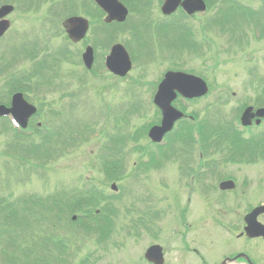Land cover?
Here are the masks:
<instances>
[{"label":"rangeland","instance_id":"rangeland-1","mask_svg":"<svg viewBox=\"0 0 264 264\" xmlns=\"http://www.w3.org/2000/svg\"><path fill=\"white\" fill-rule=\"evenodd\" d=\"M57 1L60 0L41 1L37 12L24 13L21 11L20 6H17L12 0H0V5L12 4L16 8V13L13 15L14 18L11 19L10 17L12 28L6 35L10 32L12 33L8 37L5 35L7 38L0 42V57L9 60L14 53L12 51L10 52L9 49L11 47L17 48L20 44L29 40V38L33 39L32 32L38 33L31 25L34 26L37 23L39 24L37 27H40L42 23L40 20L44 14L49 12L56 14L57 24L53 26L52 31L45 30L44 28L42 35L38 37L42 38V40L37 39L39 40L37 41V45L40 47L48 43L50 48H48L46 53L55 51L58 47L63 49L65 45L63 54L67 53L68 56L73 58V63L66 64L67 62L65 63L63 59L64 56H62L59 65L55 66L54 72L60 74V78L63 76L68 77V79L61 78V82H65L67 84L66 86L63 88L59 86L58 91L53 88L52 92L46 90L45 97L41 93L38 96L36 93H33L34 96L28 102L26 101L28 104H33L38 108V114L30 118L29 122L34 118L31 124L36 126V123L39 122L43 124L41 125V129H44V126L49 128L48 135L51 137L49 140L50 144H59L56 140L58 130L64 126L65 122L70 124L73 134L75 127H82L88 121H90V130H86L82 134L76 143L80 145H77L74 152L66 155L64 154L65 150L63 147L60 149L58 155L53 153L50 160L54 162L49 164L45 160L32 161L28 162V165L20 167V164L24 163L22 157L26 150L25 145L17 147L13 153L9 152L7 154V156L12 157H7V162L12 161L15 167L11 166L9 169V177L11 180L8 182H3L7 177L3 172V168H0V196L6 193L5 195L12 198L14 202L19 200L26 205L27 210H30L26 221L29 222L31 227L28 228L27 226L29 224L25 222L20 223V221H17L19 223L14 224L13 231H9L2 229L0 224V261L3 253L10 252L15 246L23 242L22 247L25 250H30L34 246L35 250L47 249L37 256L23 258L24 264H40V262H42L41 264H81L82 261H85L86 256L91 254L92 256L96 254L97 257H100L99 262L95 264H123V262L128 264H135L133 262L143 264L141 258H143L145 251L153 244L167 245L168 252L177 250V247H175L177 245L174 242L182 238L180 235H177L178 233L186 235L191 243L196 242V246L203 247L211 241L213 242V250L208 252V254L216 251L219 242L225 238V232L215 228L210 220L201 219V215L203 207L207 206L205 204L210 202L208 205H211L217 202L219 197H217L215 192L209 191L208 189L205 192H200L193 188H180V183L175 180L177 177L175 171L178 169V166L174 164L167 165L168 162L173 161H166L167 163L162 165L160 170L154 168L144 172L143 169L145 167L141 166V158L148 153L141 149L155 152V148H152L151 143L146 137V131L148 129L145 124L159 120L156 109L152 105V98L156 88L154 84L158 83L163 74L169 70L192 72V74L202 79L204 78L206 84H208V95L190 104L191 107L187 108L196 115L198 114L199 117H201L204 108L215 106L218 100L226 102L224 105L226 108H221L223 111V114L220 116L222 122H226L227 119L229 120L231 118L233 120H239V117L233 116L235 115V111L237 112L242 105L246 106L245 104H247L249 106V104L254 102L256 106H259L260 103L263 104L264 13L259 16L254 15L262 18V22L259 23L260 29L262 30V38L260 37V40H254L253 33L245 25L246 23H250V18L253 16L245 12L243 15L238 13L234 8L235 6H233L235 4L232 5L227 0H216V3L211 5L209 11L203 17H199L197 20L195 17L184 20L185 24L190 26V29L185 30L184 35L191 32L196 36V39L202 38V35L193 32H197L198 28L205 24L207 30L211 31L205 33L208 34L207 38L210 39L211 37L214 42L209 46V49L203 50L204 47L200 49L203 51V56L198 57L197 52L200 50L189 53L188 48L178 51L175 47L171 46L166 48L167 52L165 54H161V48L159 50L157 43L153 39L149 41L150 39L148 38L147 42L145 41L141 47H138L139 55H135L136 57L132 60L134 65L132 73L123 79H119L109 74L99 76L101 73H97V70L102 69V62L100 61L102 59L101 49H98L97 53L94 51V56L96 55L95 59L98 62V67L95 70L86 71L82 66L81 55L85 46L89 45L92 47L94 40L104 34L99 22L93 23L94 26L91 28L92 30L90 29L85 39L86 42L80 43L76 47H72L71 44L65 42L63 35L61 37H57L56 34L54 35V32L59 30L60 22L67 17V12H59L62 8L61 5H58V7L55 5ZM73 1L72 11L75 10L74 8H77V5L81 6L82 2H86V5H89V0ZM236 1L242 7L249 8L251 11L252 9L250 7L255 8L254 10L256 12H262L264 10V2H254L251 4L248 3V0ZM31 2L32 5L37 4L36 1L32 0H25L24 3L30 4ZM246 3L250 7H247ZM140 5H143L140 14H146L145 20L149 24L152 23V20L158 21L161 19L160 12H158L156 6V0L155 2L154 0H148V3L142 1ZM22 7L24 8L25 6L23 5ZM216 11L218 12L217 15L215 14ZM71 14L73 15L72 12ZM130 14L132 20L134 18L137 20L140 17V15H134V13ZM76 15L88 20L86 13H83L81 9H79ZM213 15L221 23H226L224 27L227 24L230 25L231 29L227 26V31L230 33L232 31L233 40L228 38L227 35L221 34V31L213 29V27L210 28V25L206 21H209ZM38 17L39 19H37ZM178 17L179 15L171 21L174 22ZM214 19L216 18L211 19V21H214ZM90 20L92 23L93 20ZM146 29L147 25L144 27L145 31ZM152 31L154 32L155 30ZM107 32L110 35L108 37L110 42L106 43V47L114 43L128 46L123 32ZM53 35L54 37H51ZM145 35L147 34L145 33ZM155 35L156 37L161 36V34ZM47 37H50L49 40ZM240 38H242V42L239 41ZM170 39H173V37ZM33 40H36V38ZM167 43L170 45V40ZM226 43H230L229 48ZM220 46L227 51L225 50L226 52L224 53L221 52L219 49ZM136 52L138 53L136 49L133 52L132 50H128L131 57ZM15 57L17 63L14 65L13 71H9L11 74L8 76L13 74V76L18 77L17 79L22 82V77L25 78L26 76L24 80L30 78L29 72L35 68L31 69V63H27L23 57ZM18 58L20 59L18 60ZM100 71H104V69ZM32 79L36 81L37 77H32ZM54 80L55 78L52 79V82ZM251 82L255 84L250 86L249 83ZM3 84L4 81L0 84L1 90L3 89ZM133 86L136 88L135 91H133ZM21 89L24 90V88ZM68 91L69 93H67ZM73 92H75L77 97V100L73 101L74 103L71 101L75 98H69V94H73ZM63 95L65 97H62ZM80 95L82 97L81 107H74L70 116L69 113L65 112V109L69 110V103L75 106ZM223 104L224 102H221L220 105L223 106ZM136 106H139L141 113L145 112V114L140 115L141 117L139 115L137 116V114L135 116L128 114L130 112L137 113ZM127 107L132 109L127 110ZM50 111H52V119L46 116V112ZM122 111L123 113L121 114ZM232 111H234V115H232ZM213 112H216V110L210 111L209 113ZM205 113L207 116V111ZM73 117L75 118L73 119ZM75 120H77L76 125L73 126ZM177 125L172 133L174 140L172 143L180 142L175 136L181 131V126L179 124ZM65 130H68L67 125ZM252 133L256 140H260L264 136V123L259 128H254ZM1 134L0 160L3 156L6 157V150L9 144H11L9 143L11 141V132L8 131L5 134L2 132ZM91 134L98 135V138H93L88 141V135ZM66 138H60V143L72 144L76 136L75 138L70 136L68 141H65ZM167 139L170 138L168 137ZM30 140L31 143L20 141V144H33V141H39L37 138ZM119 144H125L123 151L121 150V146L119 147ZM171 145L175 144H169V146ZM111 147L113 153L119 151L122 154L119 163L114 162L110 155L108 157L104 155V150ZM176 147L179 148L178 144ZM140 152H144L145 154H142L143 156L140 157ZM219 157V153L216 154L215 149L212 151L208 149L205 159L212 160ZM113 163L121 165V169H119V172H122L121 175L110 174L114 168ZM182 170H186V166L183 165ZM132 176L135 179L131 178ZM111 185H115L117 191L121 192L120 196L111 200L101 198V200L97 201V205L90 209V217L85 222L82 221L84 224L77 219L79 216L78 213L74 214L77 219L74 222L75 225H71L73 221H71L72 217L70 215H61L62 213L59 210L62 211L63 209L61 206L62 202L67 201V204H70L75 199L77 189L85 186L87 189H90V187L96 186L99 196L101 195L100 190H103L104 194L108 193L113 196V191L110 188ZM256 185L257 187H261L263 184L256 183ZM259 191V201H262L264 195L263 188H260ZM233 195L231 194L229 197L232 198ZM205 197H209L207 202L205 201ZM233 199L240 207L238 211L240 214H242L243 205L247 206L253 202L251 196L249 198L234 196ZM136 204L137 207H133ZM155 206H158L157 208L159 209L161 208L164 215H154ZM178 206L181 207V211L176 212L175 207ZM120 207H122L121 210ZM111 208L115 212L117 211V214L114 216L117 220H120V214L124 217L125 213L132 215L136 220L135 223L132 222L134 225L130 228L129 221H126L125 225L121 218V224H118L116 219L112 218V220H115V223L114 227H112L113 232L110 235L107 234V241L113 243V247L112 244H109L107 248V243L98 241L97 236L89 234L90 230L86 232L82 229L80 232H77L79 231L77 229H80L78 225H82V227L86 225L89 228L91 225L94 228L96 226L93 224H97L98 222L106 223L108 214L112 213L109 211ZM148 209L157 218L153 219L150 215L146 214ZM140 211H142V214H139V216L142 215L145 217V220H149L146 224L147 228L151 227L154 229L152 236L139 230V222L141 220H139L138 213ZM156 211L155 209V213ZM178 214H180V218L176 216ZM183 215L187 216L186 219ZM179 219L182 220L184 227H186L184 231H182L183 228L180 225L181 220ZM33 220L34 222H32ZM191 220L197 225H188L187 223ZM201 222L206 223L208 227L202 226L200 224ZM143 225L145 224L143 223ZM52 226H55L54 229L57 232H54V230L51 231ZM70 227L73 228L72 231ZM49 229L50 231H47ZM46 234H56L57 237H61L63 244L61 245L60 241L59 243L63 248L58 251L56 246V249L54 248L53 251H50L48 247L53 246L49 243L47 244L48 236ZM173 253L171 252V255H167L169 261L180 260L183 256V254L178 256ZM191 260L190 257H187L182 264H187Z\"/></svg>","mask_w":264,"mask_h":264},{"label":"flooded vegetation","instance_id":"flooded-vegetation-1","mask_svg":"<svg viewBox=\"0 0 264 264\" xmlns=\"http://www.w3.org/2000/svg\"><path fill=\"white\" fill-rule=\"evenodd\" d=\"M156 4L159 1L156 0ZM168 21V22H167ZM174 25V23L169 21V19H163L161 22H153L154 25L164 28L166 26ZM251 147V145H249ZM247 153L251 156L247 160H239L235 158H222L218 159L214 166L216 167L214 171L217 173V178L223 180H231L235 183V189H237L238 182L241 181L240 192L234 196H241L244 198L246 190L249 184L253 183L255 179H262V188L264 192V159L260 162L255 158V149L248 148ZM201 153L199 157L201 158ZM202 162H207V160H200V163L194 164V159L191 161H186V168L191 174L187 175L191 180L201 182L205 175H200V170L202 168H207V164H201ZM192 167H197V169H192ZM213 179V178H212ZM260 181V180H259ZM238 188V189H239ZM260 187L254 184L251 191H247V198L251 196V202L247 206H243L242 214H240L238 206L234 202L233 197H229L233 194V191H217L218 200L211 205L210 202L205 204L207 206L203 207L201 219L210 220L214 224L215 228L220 229L225 232V238L223 241L219 242V246L216 251L208 254V252L213 250V242H208L206 246H196V242L191 243L190 239H187L186 235L178 233L182 238L174 242L177 246L175 251H163V259H161V264H182L187 257L192 260L188 261L187 264H264V238H247L245 236V223L244 217L251 211L259 206H264V195L263 200L260 202ZM207 202V197H205ZM258 201V202H255ZM187 217V216H186ZM256 223L264 226V213L259 214L256 219ZM190 225V221L187 223ZM183 228L182 231L186 229L184 224H180ZM202 226H207L206 223H202ZM191 243V244H190ZM167 246V245H166ZM182 256L180 260H168L167 255L170 253ZM143 264H149L143 261ZM186 264V263H185Z\"/></svg>","mask_w":264,"mask_h":264},{"label":"water","instance_id":"water-1","mask_svg":"<svg viewBox=\"0 0 264 264\" xmlns=\"http://www.w3.org/2000/svg\"><path fill=\"white\" fill-rule=\"evenodd\" d=\"M95 2L108 14L107 22L117 21L122 22L125 20L127 11L117 0H95ZM181 6L188 14H193L197 11H204L205 7L202 2L198 0H163L161 11L164 15H170L177 7ZM10 9H0V15L4 16ZM67 33L69 37L74 41H80L88 29L87 22L76 18L70 19L66 22ZM8 29V23H0V36ZM93 62L92 50L86 49L83 55V63L87 69L91 68ZM106 65L108 69L115 75L124 77L130 70V60L125 50L116 45L112 48L110 56L107 58ZM178 91L186 98L201 97L207 93V88L204 82L198 78L188 76L181 73H167L164 80L159 85L158 92L154 97V104L162 111V122L160 127H154L149 132V138L153 143H159L162 140L164 134L169 132L175 121L180 119L182 115L171 108L170 104L175 99V92ZM20 98L16 96L14 100ZM22 107H15L11 110L0 108V115L12 113L18 120H22L24 126L26 117L34 114L35 110L22 103ZM251 108L247 109L242 117V123L244 125L249 124V119L254 117L251 112ZM25 114V118L22 115ZM259 117H264V110H260L256 113ZM158 250V254H161V250L158 247H152L148 250L146 257L156 259L158 256L155 253Z\"/></svg>","mask_w":264,"mask_h":264},{"label":"trees","instance_id":"trees-1","mask_svg":"<svg viewBox=\"0 0 264 264\" xmlns=\"http://www.w3.org/2000/svg\"><path fill=\"white\" fill-rule=\"evenodd\" d=\"M205 1L211 5L214 3L215 0H205ZM37 132L39 134L38 140L41 141L42 144H40L39 146H34V144H31L32 146L28 147L26 150L24 149L25 151H24V154L22 157L23 161L29 162V161L45 160V161H47V163H49L50 159H51L50 157L53 155V153L58 155L60 149L64 147V150H65V148H66L65 146H67L66 144H60L59 139L60 138H62V139L66 138V136H67L65 141H68L69 137L73 135V133H71V131L66 132L64 130H61V131L59 130L58 134H57V138H56V140L59 142V144H50L49 140L51 139V137L48 135L47 132H45V134L43 131H37ZM64 133H66V134H64ZM62 134H63V136H62ZM78 136L81 138L82 133H79ZM78 140H79V138L76 139V142H78ZM72 144H75V140L72 142ZM64 150H63V152H64ZM146 152L149 153L148 151H146ZM141 153L145 154L144 152H141ZM113 165H114V167L119 166L116 163H113ZM110 174L113 175L115 173L111 172ZM97 201H99L98 198H96L95 200H92V201L90 200V189L89 188L87 189V187L85 186L83 188L77 189L75 199L72 202H70V204H67V201L62 202L61 206L63 209H62V211L61 210H59V211L62 213L61 215L67 214L70 216L74 215L75 213H78L79 216L77 219L81 222L82 221L85 222L90 217V209H91L90 207L96 206ZM29 211L30 210L29 209L27 210L26 205H24L19 200L17 202H14V200H12V198H10V197H7V196L1 197L0 198V216H1V223L0 224L2 226V229L11 231L13 229L14 224L19 223L17 221H20V223L25 222V223L29 224V222L26 221V219H28V215L30 214ZM22 218H23V220H22ZM32 222H34V220ZM32 222H30V223H32ZM73 224L75 225L74 222H72L71 225H73ZM78 226H80V229H77V230H79L77 232H80L82 229L85 230L86 232L91 230L86 225H84L83 227H82V225H78ZM27 227L28 228L31 227L30 224ZM54 227L55 226L51 227V231L54 230V232H56ZM70 230L72 231L73 228L70 227ZM47 231H50V229ZM93 232L95 234H98V237L100 236L101 238H107V234H108L109 230H106V228L100 227V228L94 229ZM46 236H48L47 237V244L49 243L53 246V247H48V249L50 251H53V249L56 246H57L58 251H60L61 248H63V246H61L63 244L61 237H57L56 234H51V235L46 234ZM59 241L61 242V245H60ZM12 243H13V241H12ZM22 244H23V242H21L17 246H15L10 252L3 253L0 263L1 264H24L23 258H28L30 256H37L42 251L47 250V249L35 250V246L31 247L30 250H28V249L25 250V249H23ZM11 247H12V244H11ZM54 262H56V261H54ZM41 263L42 262H40V264Z\"/></svg>","mask_w":264,"mask_h":264},{"label":"bare ground","instance_id":"bare-ground-1","mask_svg":"<svg viewBox=\"0 0 264 264\" xmlns=\"http://www.w3.org/2000/svg\"><path fill=\"white\" fill-rule=\"evenodd\" d=\"M10 25V24H9Z\"/></svg>","mask_w":264,"mask_h":264}]
</instances>
